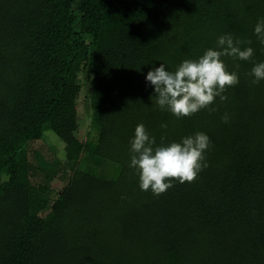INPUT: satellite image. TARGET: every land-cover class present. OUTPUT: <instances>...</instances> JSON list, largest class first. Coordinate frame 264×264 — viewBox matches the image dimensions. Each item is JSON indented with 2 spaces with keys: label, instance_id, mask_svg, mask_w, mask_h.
Wrapping results in <instances>:
<instances>
[{
  "label": "trees",
  "instance_id": "16d2710c",
  "mask_svg": "<svg viewBox=\"0 0 264 264\" xmlns=\"http://www.w3.org/2000/svg\"><path fill=\"white\" fill-rule=\"evenodd\" d=\"M261 19L264 0H0V264H264V106L248 103L264 93L250 75L264 62ZM229 34L254 55L221 57L239 78L227 100L179 119L160 110L148 71L175 72ZM82 69L96 134L79 139ZM139 124L155 146L206 134L207 167L142 191L129 167ZM46 130L70 169L53 196L30 178L28 142ZM102 160L113 175L98 173Z\"/></svg>",
  "mask_w": 264,
  "mask_h": 264
},
{
  "label": "clouds",
  "instance_id": "9594fccd",
  "mask_svg": "<svg viewBox=\"0 0 264 264\" xmlns=\"http://www.w3.org/2000/svg\"><path fill=\"white\" fill-rule=\"evenodd\" d=\"M254 35L264 44V19L255 25ZM216 43L217 50H206L198 60H184L175 72L166 70L163 63L148 71L145 79L153 87L160 110H167L179 119L209 108L216 97L221 101L227 100L223 93L238 84L239 78L235 71L227 70L221 57L250 61L254 50L251 47L241 50V43L250 44L251 41H234L230 34L218 37ZM250 75L253 77L252 85L264 80V62L255 64ZM222 120L228 122L227 114ZM161 127L166 128L167 125ZM155 144V138L149 136L144 125H137L134 139L130 142L132 155L129 167L136 170L142 191L151 190L153 195L159 196L173 187L172 181L191 183L207 167L204 152L210 146V139L202 132L182 138L179 143Z\"/></svg>",
  "mask_w": 264,
  "mask_h": 264
},
{
  "label": "rangeland",
  "instance_id": "374dc122",
  "mask_svg": "<svg viewBox=\"0 0 264 264\" xmlns=\"http://www.w3.org/2000/svg\"><path fill=\"white\" fill-rule=\"evenodd\" d=\"M78 77L81 87L76 97V121L78 126L75 134L79 139L93 138L96 129L91 123L89 109L91 76L88 75L85 69H82L78 73ZM261 92H264V90ZM250 97L248 103L251 105H255V107L264 106V93H254ZM259 120L263 122L264 115ZM28 154L32 163L30 169L32 182L46 185L51 191L50 194L52 196L56 195L66 185L70 172L69 166L66 164L63 141L52 131L46 130L40 138L28 142ZM42 161H47L51 167H43ZM87 164L88 159L83 156L80 159L79 167L84 168ZM114 169L115 163L110 160H102L97 166L98 173L104 176L113 175Z\"/></svg>",
  "mask_w": 264,
  "mask_h": 264
}]
</instances>
